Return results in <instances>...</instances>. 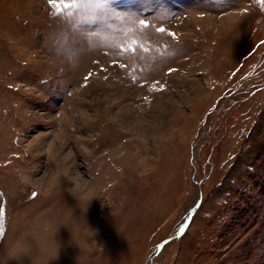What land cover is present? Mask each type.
<instances>
[{
	"label": "rangeland",
	"instance_id": "374dc122",
	"mask_svg": "<svg viewBox=\"0 0 264 264\" xmlns=\"http://www.w3.org/2000/svg\"><path fill=\"white\" fill-rule=\"evenodd\" d=\"M147 263L264 264V0H0V264Z\"/></svg>",
	"mask_w": 264,
	"mask_h": 264
},
{
	"label": "snow or ice",
	"instance_id": "6c2138e0",
	"mask_svg": "<svg viewBox=\"0 0 264 264\" xmlns=\"http://www.w3.org/2000/svg\"><path fill=\"white\" fill-rule=\"evenodd\" d=\"M50 3H55V0H49ZM144 23L146 24V21H144ZM161 31H164V29H161ZM172 35H175L174 33ZM170 71H173L170 69Z\"/></svg>",
	"mask_w": 264,
	"mask_h": 264
},
{
	"label": "bare ground",
	"instance_id": "6f19581e",
	"mask_svg": "<svg viewBox=\"0 0 264 264\" xmlns=\"http://www.w3.org/2000/svg\"><path fill=\"white\" fill-rule=\"evenodd\" d=\"M147 264H149V263H147Z\"/></svg>",
	"mask_w": 264,
	"mask_h": 264
}]
</instances>
